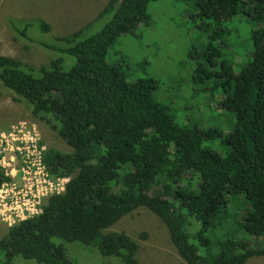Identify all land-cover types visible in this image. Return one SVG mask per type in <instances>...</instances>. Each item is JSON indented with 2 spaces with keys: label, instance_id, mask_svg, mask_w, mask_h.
Returning a JSON list of instances; mask_svg holds the SVG:
<instances>
[{
  "label": "trees",
  "instance_id": "trees-1",
  "mask_svg": "<svg viewBox=\"0 0 264 264\" xmlns=\"http://www.w3.org/2000/svg\"><path fill=\"white\" fill-rule=\"evenodd\" d=\"M159 0H108L99 15L111 19L84 38V28L43 47L59 56L39 68L0 56V81L27 103L72 148H48L52 177H69L66 192L50 197L43 213L20 221L0 238V264L16 258L38 264H74L66 245L79 242L119 264H142L139 246L124 232H108L146 207L166 224L186 264H246L264 256V28L239 73L218 66L211 43L194 82L220 93L221 109L236 117L232 131L180 123L155 96L153 78H127L108 62L116 40L150 26L148 6ZM203 19L231 21L243 14L264 25V0H196ZM26 22L24 38H30ZM43 32L50 26L40 22ZM220 35V33H219ZM218 36L212 38L217 40ZM209 64H208V60ZM128 69V68H127ZM38 72V75H35ZM220 138V150L205 141ZM8 178L0 167V187Z\"/></svg>",
  "mask_w": 264,
  "mask_h": 264
},
{
  "label": "rangeland",
  "instance_id": "rangeland-1",
  "mask_svg": "<svg viewBox=\"0 0 264 264\" xmlns=\"http://www.w3.org/2000/svg\"><path fill=\"white\" fill-rule=\"evenodd\" d=\"M107 5L108 0H0V56L15 58L26 67L35 68L62 56L63 67L69 70L75 63L73 56L49 50L40 43L62 46L64 43H57V38L83 28V39L98 33L111 19L110 15L99 18ZM147 11L151 25L120 36L110 49L108 62L112 66H124L121 69L127 71L128 79H155L157 100L170 109L178 122L192 123L204 130L232 131L236 117L220 108V93L212 88L206 90L214 82L196 84L194 74L198 64L205 63L202 54L210 52L211 43L221 54L212 56L218 63L212 69H218L225 60L233 63L235 72L239 73L253 50V32L264 25L243 14L231 21L203 19L196 0H159L151 3ZM29 21L36 24L30 23V38H24L19 33ZM40 22L47 23L50 31L43 32ZM214 36H218L215 41ZM24 121L37 125L46 149L72 151L56 131L35 119L27 103L0 81V134ZM219 142L217 138L205 144L223 152ZM7 231L8 227L0 223V238ZM107 231L124 232L137 242V258L142 264H186L171 242L165 222L146 207L126 215ZM66 247L74 264H119L118 258L103 257L97 249L79 242ZM16 263L38 264L22 257H17ZM246 264H264V256L251 257Z\"/></svg>",
  "mask_w": 264,
  "mask_h": 264
},
{
  "label": "built area",
  "instance_id": "built-area-1",
  "mask_svg": "<svg viewBox=\"0 0 264 264\" xmlns=\"http://www.w3.org/2000/svg\"><path fill=\"white\" fill-rule=\"evenodd\" d=\"M46 150L31 122H19L0 134V167L8 178L0 187V223L8 228L40 216L50 197L66 192L70 178L50 175Z\"/></svg>",
  "mask_w": 264,
  "mask_h": 264
}]
</instances>
